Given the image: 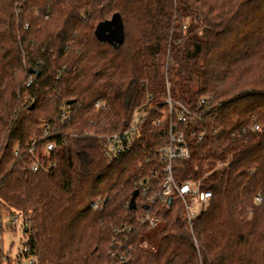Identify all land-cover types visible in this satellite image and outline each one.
<instances>
[{
  "label": "trees",
  "instance_id": "obj_1",
  "mask_svg": "<svg viewBox=\"0 0 264 264\" xmlns=\"http://www.w3.org/2000/svg\"><path fill=\"white\" fill-rule=\"evenodd\" d=\"M114 20L119 42L104 37ZM168 95L197 114L179 124L190 155L174 180L212 195L190 224L176 196L128 207L137 179H163ZM135 110L130 150L108 158L99 136ZM0 203L29 218L37 264H264V0H0Z\"/></svg>",
  "mask_w": 264,
  "mask_h": 264
},
{
  "label": "built area",
  "instance_id": "obj_2",
  "mask_svg": "<svg viewBox=\"0 0 264 264\" xmlns=\"http://www.w3.org/2000/svg\"><path fill=\"white\" fill-rule=\"evenodd\" d=\"M34 80V76L31 73L25 80V85H30ZM209 97L203 96L200 99V104H203ZM165 103L168 106L166 116H168V126L166 131V137L162 141V144L156 149L158 162L162 165L163 179L160 184L155 187L154 180L156 179V173L151 171L148 175L137 179L135 182L138 193L140 191L141 197L148 205L155 203L158 199L161 201L168 200L172 196H176L180 199L188 223L190 224L201 210H204L210 200L211 191L202 188V178L197 180L188 178L180 183L174 180L172 172V163L177 159H185L190 155L189 147L185 139L184 132L179 128V124H184L192 121L197 114L188 109L184 104L180 102H173V100L167 96ZM95 106H100V102H96ZM63 116L65 112L61 113ZM175 114V115H174ZM175 116V118L173 117ZM144 120V111L135 110L131 116L128 125L120 132L100 135L104 142V153L108 158H117L121 154L130 150L134 136L138 134L140 124ZM50 128L45 125L44 135L41 139L49 138L54 133L49 130ZM56 147L54 141L48 140L44 147L45 153H50ZM32 150V146L29 147V151ZM15 154H18V149L15 150ZM52 165V164H51ZM32 171L44 170L47 171L48 166L44 163L34 161L30 166ZM257 201H260V197H256ZM102 202L95 200L91 203L93 208L101 207ZM7 219V223L5 220ZM142 222L148 224L149 227L157 225V218L150 213L144 214L141 218ZM29 218L21 211H6L0 203V263L1 264H23L22 260L26 259L27 264H37L36 258L31 255H27L30 251V233H29ZM10 230L11 232L20 233L24 241L22 242L21 251L17 252L14 256L10 255V249L4 250L3 245V232ZM11 247V246H10ZM114 255V251L110 252ZM119 258H125L120 255ZM111 264V263H106Z\"/></svg>",
  "mask_w": 264,
  "mask_h": 264
},
{
  "label": "rangeland",
  "instance_id": "obj_3",
  "mask_svg": "<svg viewBox=\"0 0 264 264\" xmlns=\"http://www.w3.org/2000/svg\"><path fill=\"white\" fill-rule=\"evenodd\" d=\"M261 201V200H260ZM7 223V219L5 220ZM161 227V223H157L154 227H148L143 231L141 235L142 245L150 250H155L159 243V229ZM24 241L23 236L18 232H11L10 230H6L3 232V245L4 250L10 249V255L14 256L18 251L20 252L22 249V242ZM11 246V247H10ZM23 264H27L26 259L22 260Z\"/></svg>",
  "mask_w": 264,
  "mask_h": 264
},
{
  "label": "water",
  "instance_id": "obj_4",
  "mask_svg": "<svg viewBox=\"0 0 264 264\" xmlns=\"http://www.w3.org/2000/svg\"><path fill=\"white\" fill-rule=\"evenodd\" d=\"M105 27H107V33L104 37L110 39L111 41L119 42L122 39L123 31L121 26L118 24L116 20L112 22L104 23ZM101 29V28H100ZM102 31V30H101ZM104 33H102L103 35ZM31 73H36L34 70H30ZM73 100H69L67 103H72ZM138 195V190L135 189L132 191L131 197L129 199L128 207L129 209H134L136 207L135 198ZM106 200V198H105ZM168 201H170V198H168ZM119 264H126L125 261L120 262Z\"/></svg>",
  "mask_w": 264,
  "mask_h": 264
}]
</instances>
